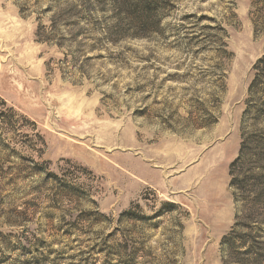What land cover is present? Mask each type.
Masks as SVG:
<instances>
[{"label":"rangeland","instance_id":"374dc122","mask_svg":"<svg viewBox=\"0 0 264 264\" xmlns=\"http://www.w3.org/2000/svg\"><path fill=\"white\" fill-rule=\"evenodd\" d=\"M134 2L0 0V264L264 253L259 142L230 187L264 129V0H157L146 27Z\"/></svg>","mask_w":264,"mask_h":264},{"label":"trees","instance_id":"16d2710c","mask_svg":"<svg viewBox=\"0 0 264 264\" xmlns=\"http://www.w3.org/2000/svg\"><path fill=\"white\" fill-rule=\"evenodd\" d=\"M113 4L116 8H119L122 5H126L127 1L131 0H112ZM157 0H135L134 2V6L137 7L139 9V12L142 13L143 16V20H141V18L139 17V20H141V22H144V27L148 26V24H152L154 25V22L156 23L158 21V12H157V6L158 3L156 2ZM131 6V4L129 5V7ZM131 8V7H130ZM254 80H253V84L251 89L256 92L257 95L261 94L262 97L259 99V111L260 112H264V56L256 63V65L254 66ZM254 134H256L255 136H252V138L250 139V141L248 142V139H244L243 144H242V148L240 151V155L237 159V161L235 163H233L230 167V176H231V182H230V187L232 189H235L238 187H240V185L244 186V187H252V184H250V181L246 180L249 178V176H251V174H248V176H245L241 179L242 176L238 174H236V169H238V167L240 166V164H242V161L244 159V152L246 151V149H248L250 146V142L251 140L253 141V144L256 142L257 145L261 146V149L259 152L256 153V160L257 161H264V129L262 130H256L254 132ZM252 144V143H251ZM254 158V159H255ZM247 174V173H246ZM240 178H239V177ZM260 180L261 184L259 187L260 189H262L264 187V173H260L258 177ZM255 187H253L252 190H254ZM264 193V192H263ZM253 196V195H252ZM237 199V197H235ZM250 199V204L255 206H258L260 204L263 205L264 203V196L262 195V193L260 191L256 192L254 198H244V201H249ZM175 205V204H172ZM264 206V205H263ZM235 232H233L232 234H230V237H226L225 240H228L229 243L228 245L230 246H235V249H243L246 248L247 245V240H245V238L247 239V237H238V238H234ZM246 236L248 237H252L251 239L253 240V242L251 241V246L253 247H257L260 243H258V241H256V237L252 235V233L250 234H246ZM239 246V247H237ZM233 249V248H232ZM257 249V248H256ZM250 251H245V253H242L241 255H246L249 256L248 258H244L243 262L244 264H249L247 262L248 261L252 262L253 264H260L262 262L263 259V252H259V253H255L254 257L253 254L254 253H248ZM240 255V252H238ZM251 264V263H250Z\"/></svg>","mask_w":264,"mask_h":264}]
</instances>
